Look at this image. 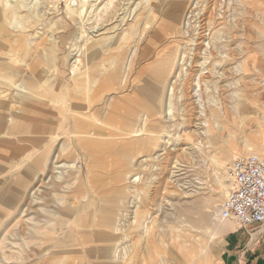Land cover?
<instances>
[{"label": "rangeland", "instance_id": "374dc122", "mask_svg": "<svg viewBox=\"0 0 264 264\" xmlns=\"http://www.w3.org/2000/svg\"><path fill=\"white\" fill-rule=\"evenodd\" d=\"M197 2L0 0V264H220L229 166L264 155V0H202L204 86L231 89L203 95L211 123L199 130L165 114L166 99L172 118L179 97L190 103L172 65ZM6 109L32 112L38 131L8 132ZM55 152L60 179L36 187Z\"/></svg>", "mask_w": 264, "mask_h": 264}, {"label": "bare ground", "instance_id": "6f19581e", "mask_svg": "<svg viewBox=\"0 0 264 264\" xmlns=\"http://www.w3.org/2000/svg\"><path fill=\"white\" fill-rule=\"evenodd\" d=\"M192 4V3H191ZM208 8V7H207ZM183 11V7H182V4H179L177 9L174 10L171 14V21L173 23H178V21L180 20L181 18V13ZM190 15H191V21H189L191 23V31L194 30L193 32V38L192 40L190 41L191 42V45H189V55L186 56V60H185V64L181 65L178 67V65L175 64L174 62V65L173 64V59H172V53H166L164 54L161 58H160V68L161 70L164 72L165 69L168 70L169 66L172 65L173 68L175 69L174 71V74L175 75V72L178 70L179 71V76H178V80L174 83V86L175 88H178V86H184L186 84V81H188V79H192L194 78L198 73H199V70L200 69H204V68H208V63H207V52L208 51V48L209 46L211 45L212 43V40H211V35L208 34L209 31H208V17L206 15V13L204 12V10L200 9V7L196 4V8H192V6H190L187 10ZM193 23V24H192ZM185 24V23H184ZM183 24V25H184ZM169 25V23H168ZM196 29V30H195ZM185 32V31H184ZM195 32H197V36L195 35ZM194 36H196V39H194ZM202 51H205L204 53ZM181 52V51H180ZM205 55V56H203ZM211 56V55H210ZM178 60V59H177ZM175 66V67H174ZM222 71V72H221ZM158 74H160V70L157 71ZM173 72V71H172ZM223 72L224 70L220 69L218 71V74L219 75H223ZM27 77V76H26ZM23 85V84H22ZM160 87L162 85H159ZM199 86L201 87V85L199 84ZM192 87V85L190 86V88ZM20 89V88H19ZM225 89H226V86H221L219 88V90H215L214 91V95H217L220 97L221 101L223 100V95H225ZM160 90V89H159ZM163 90V89H162ZM192 90H194V88H192ZM154 92V91H152ZM162 92V91H161ZM160 93V91H159ZM154 95V93H153ZM235 95V94H234ZM232 95V96H234ZM152 96V95H151ZM156 96V94H155ZM231 96V97H232ZM160 97V96H159ZM153 98V97H152ZM168 98V97H167ZM230 98V97H229ZM156 99V98H155ZM158 100V99H157ZM155 101V100H153ZM190 103L188 104V102L184 101L181 99L180 101V97H179V100L177 101L176 105L181 109L182 111V114L180 115V117H173L172 118V109H171V106L168 105L167 103V99L165 101V114H166V117H169V120L168 121H173L176 119V121L178 122H181L182 126H191L190 124H193V126L196 127V129H202V125H206V128L208 126H210V123H211V120L208 118V115L206 114V112L204 111V109H202V104L205 105L204 103V98H203V94L199 97V100L197 99L196 95L195 94H192L190 96V99H189ZM159 102V101H158ZM200 104V105H199ZM190 105V106H189ZM14 106V105H12ZM15 107V106H14ZM13 107V108H14ZM191 107V110H193L194 112L193 113H190L192 111L188 110V111H185L187 108ZM215 107V110L216 109H221V107H223L222 104H215L214 105ZM25 110L26 109H29L30 111L33 110V106L32 105H29L27 107L24 108ZM24 110V111H25ZM226 110V109H225ZM27 111V110H26ZM3 113V116L6 118V120L8 122H12L14 125L13 129H9L8 132H12V131H15L16 133H20L21 131H24V132H27L29 133V131H32V132H37L38 131V127L34 124H32L34 121L32 119V117H30L32 115V112H30L28 114V116L26 114H24V112L21 110H18V109H6L5 111L2 112ZM220 113H221V110H220ZM2 115V114H1ZM146 117V115H145ZM29 122V123H27ZM79 123V122H77ZM77 123H75L77 125ZM139 127L138 129L135 131L136 133L140 132V129L143 128L144 126V123H145V119L142 117V120L139 122ZM83 124V123H81ZM30 125H31V129H30ZM79 126V125H78ZM86 126V125H85ZM77 127V126H76ZM79 129L81 127H78ZM201 131V130H200ZM13 133V132H12ZM4 134V133H3ZM95 135L97 134V132H94V133H91V132H86V136L88 135ZM100 134V133H99ZM198 134V133H197ZM136 135V134H135ZM75 136V135H74ZM73 136V137H74ZM96 136V135H95ZM18 137V136H17ZM47 137V136H46ZM173 135H171V138L172 141H173ZM87 139V137H86ZM185 138H184V135H179L177 137V141H184ZM88 141L89 142H94L92 141L91 139L88 138ZM144 141V140H143ZM153 141V140H152ZM169 141V140H168ZM149 141H145V143L148 144ZM178 145V144H177ZM54 146V144H53ZM57 146V145H56ZM67 146V145H65ZM69 146V145H68ZM67 146V147H68ZM69 148V147H68ZM54 149V148H53ZM56 149V148H55ZM62 149V148H61ZM59 150V149H58ZM72 150V149H71ZM87 150H90L87 149ZM74 151V150H73ZM51 152V151H50ZM61 152V150H60ZM63 152H64V148H63ZM62 152V153H63ZM72 152V151H70ZM87 152V151H86ZM53 153V151H52ZM62 153H56L52 155V158H48L44 161V160H41V162L43 161V163H38L39 166H43L45 167L44 169H47L48 171H44L43 174L41 173V175H39V178H38V182H37V185L36 187H38L39 185H46V184H50V182H54L56 183V180L60 179L59 178V174L57 173L59 170H60V166H58L62 161H64L63 159V154ZM69 153V151H68ZM73 153V152H72ZM171 154V153H170ZM66 155V153H65ZM73 156L75 155L74 153L72 154ZM68 156V155H67ZM67 156H65V159L67 158ZM83 156H88L91 158V156H93L92 154H84ZM51 157V156H50ZM76 157V155H75ZM50 159V162L47 163ZM69 159H70V156H69ZM48 160V161H47ZM67 160V159H66ZM71 161V160H69ZM74 161V160H73ZM40 168V167H39ZM77 169H78V172L81 171L83 168V164H81L80 166H77ZM85 171V170H84ZM87 174V173H86ZM90 175V174H88ZM85 177V176H84ZM133 178L134 176L131 178L132 179V182H133ZM85 179V178H84ZM85 181V180H84ZM136 181V180H135ZM129 182V181H128ZM35 184V183H34ZM88 185V184H87ZM89 186V185H88ZM134 186V184H133ZM36 187H34L31 192H30V197H35L36 194L39 193V190H36ZM59 187V186H57ZM42 189V188H41ZM48 190V189H47ZM44 193V191L42 192ZM41 197V194L39 195ZM27 198V197H26ZM29 198V197H28ZM31 198V199H32ZM36 198V197H35ZM17 197H13L11 199H9V205H14L17 201ZM28 201H26L27 203ZM68 203V202H67ZM66 203V204H67ZM135 204V203H134ZM26 207V206H25ZM26 209V208H25ZM97 209V208H96ZM64 212V211H63ZM62 213V212H61ZM96 213V212H95ZM64 214V213H63ZM68 215V214H67ZM70 215V214H69ZM53 216V215H52ZM65 217V216H64ZM63 217V218H64ZM66 217H69V216H66ZM121 222V221H120ZM122 229H120L121 231ZM123 238V237H122ZM120 244V243H119ZM125 244V243H124ZM101 246V245H100ZM115 249V252L114 253H117V249L118 248H114ZM36 251V250H35ZM195 253V252H193ZM123 254V253H122ZM196 254V253H195ZM175 255V254H174ZM115 257V256H114ZM192 256H187V259L190 258ZM185 258V257H184ZM194 264V263H193ZM200 264H203V263H200Z\"/></svg>", "mask_w": 264, "mask_h": 264}, {"label": "built area", "instance_id": "2783aa9c", "mask_svg": "<svg viewBox=\"0 0 264 264\" xmlns=\"http://www.w3.org/2000/svg\"><path fill=\"white\" fill-rule=\"evenodd\" d=\"M197 5L200 7V9L204 10V12L206 13L202 4V0H198ZM189 16L191 19L190 14ZM191 28L192 27L190 23L189 27L186 28L184 32V35L189 37L190 40L188 42V46L187 45L185 46L183 44V47H185V49L183 48L181 54L185 56V59L183 60L182 64H180V66L186 63L185 62L186 56L189 55L190 53L189 45H191L190 41L193 38L192 36L194 32V30L191 31ZM210 28H211V22L208 18V31H209L208 34L212 35ZM196 34L197 32H195V35ZM196 36H194V39H196ZM211 45L209 46L208 50L211 49ZM202 52L204 53L205 51ZM205 53H207V56H210L208 51ZM208 58L209 57L206 58L207 63L209 61ZM205 70L211 71V68L208 67V68L200 69L199 73L194 78L188 79V84L186 82V84L183 86V87L185 86L187 87L186 88L187 93H189L190 96L192 94H195L198 100L202 94L203 95L205 93L213 94L215 90H219L217 88L212 90L205 88L204 85L206 83L203 80L204 78L203 72ZM178 76H179V72H178ZM218 76L221 77V75L219 74ZM222 76H224V73ZM222 83L224 84V82ZM199 84L201 85V87L199 86ZM191 85L192 87L190 88ZM221 86H226L225 95H227L231 88L227 85H221ZM192 88H194V90H192ZM182 89L183 88L179 89L178 91ZM218 98L219 101H221L219 96ZM202 109H204V111L206 109V106L203 104H202ZM228 172H229V178L231 180V187L228 190L221 204L219 212L216 214L217 218L222 222H227V221L232 222V224L240 230L248 229V228H255L259 230L264 229V155L260 156V155L252 154V155L236 158L230 164Z\"/></svg>", "mask_w": 264, "mask_h": 264}, {"label": "crops", "instance_id": "0c3cea01", "mask_svg": "<svg viewBox=\"0 0 264 264\" xmlns=\"http://www.w3.org/2000/svg\"><path fill=\"white\" fill-rule=\"evenodd\" d=\"M220 264H264V229H238L227 221Z\"/></svg>", "mask_w": 264, "mask_h": 264}]
</instances>
